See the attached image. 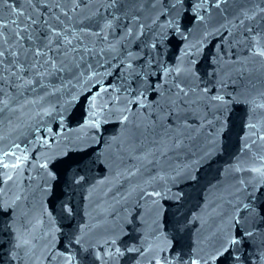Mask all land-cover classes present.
I'll use <instances>...</instances> for the list:
<instances>
[{"label":"water","instance_id":"obj_1","mask_svg":"<svg viewBox=\"0 0 264 264\" xmlns=\"http://www.w3.org/2000/svg\"><path fill=\"white\" fill-rule=\"evenodd\" d=\"M0 264H264V0H0Z\"/></svg>","mask_w":264,"mask_h":264}]
</instances>
